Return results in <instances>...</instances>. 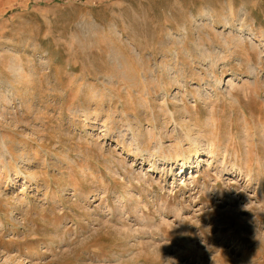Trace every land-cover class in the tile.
I'll list each match as a JSON object with an SVG mask.
<instances>
[{"label": "rangeland", "instance_id": "374dc122", "mask_svg": "<svg viewBox=\"0 0 264 264\" xmlns=\"http://www.w3.org/2000/svg\"><path fill=\"white\" fill-rule=\"evenodd\" d=\"M0 264H264V0H0Z\"/></svg>", "mask_w": 264, "mask_h": 264}]
</instances>
